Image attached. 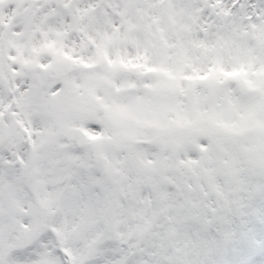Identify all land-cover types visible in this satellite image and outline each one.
I'll use <instances>...</instances> for the list:
<instances>
[{
  "label": "snow or ice",
  "instance_id": "1",
  "mask_svg": "<svg viewBox=\"0 0 264 264\" xmlns=\"http://www.w3.org/2000/svg\"><path fill=\"white\" fill-rule=\"evenodd\" d=\"M0 264H264V0H0Z\"/></svg>",
  "mask_w": 264,
  "mask_h": 264
}]
</instances>
